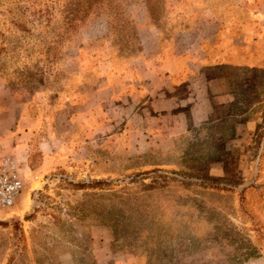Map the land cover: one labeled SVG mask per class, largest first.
I'll list each match as a JSON object with an SVG mask.
<instances>
[{
	"label": "rangeland",
	"instance_id": "obj_1",
	"mask_svg": "<svg viewBox=\"0 0 264 264\" xmlns=\"http://www.w3.org/2000/svg\"><path fill=\"white\" fill-rule=\"evenodd\" d=\"M172 52L196 65L187 98L104 101L76 139L77 82ZM24 103L66 153L33 172L0 144L25 174L0 264H264V0H0L5 139Z\"/></svg>",
	"mask_w": 264,
	"mask_h": 264
},
{
	"label": "crops",
	"instance_id": "obj_2",
	"mask_svg": "<svg viewBox=\"0 0 264 264\" xmlns=\"http://www.w3.org/2000/svg\"><path fill=\"white\" fill-rule=\"evenodd\" d=\"M133 65L129 66L122 80L76 83L74 99L71 101H75L73 105L75 121L81 124L78 125L80 129L76 133L78 141L82 136L99 138L101 131L99 115L103 113L104 101L114 100L116 97L123 100L124 97V100L129 99L127 101L129 102L130 98L135 96L139 101L145 98L146 102L149 96L155 95L157 101L164 106L169 99L174 100L177 97L180 88L186 89L187 98L197 83L189 82L195 63L182 54L172 52L165 58L159 53L151 57L147 63L139 61ZM3 109V105H0V119H3ZM45 113L37 115L31 106L24 103L14 120L15 130L12 135L5 139L7 131L0 128V144L13 141L12 150L21 155L22 161L33 172L48 169L53 161L66 153V150L60 149V145L56 146V143L60 142L56 133L49 131L48 136L47 133L40 135L41 128L53 127L57 122L54 118H45ZM62 137L65 140V136ZM74 140L75 138L71 139Z\"/></svg>",
	"mask_w": 264,
	"mask_h": 264
},
{
	"label": "built area",
	"instance_id": "obj_3",
	"mask_svg": "<svg viewBox=\"0 0 264 264\" xmlns=\"http://www.w3.org/2000/svg\"><path fill=\"white\" fill-rule=\"evenodd\" d=\"M25 174L20 162L0 148V212H8L21 195Z\"/></svg>",
	"mask_w": 264,
	"mask_h": 264
},
{
	"label": "trees",
	"instance_id": "obj_4",
	"mask_svg": "<svg viewBox=\"0 0 264 264\" xmlns=\"http://www.w3.org/2000/svg\"><path fill=\"white\" fill-rule=\"evenodd\" d=\"M102 183H103L102 180H94V181H92V184L94 185V187H96V186H98V185H100V184H102ZM76 186H77L78 189H83V188L88 187L89 184H86L85 182H81V183H78ZM85 249H86V248H84V250H85Z\"/></svg>",
	"mask_w": 264,
	"mask_h": 264
}]
</instances>
